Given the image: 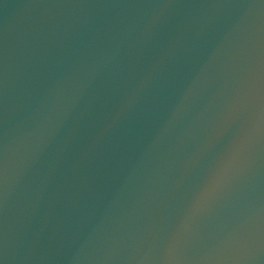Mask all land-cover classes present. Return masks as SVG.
Masks as SVG:
<instances>
[{
	"label": "water",
	"instance_id": "water-1",
	"mask_svg": "<svg viewBox=\"0 0 264 264\" xmlns=\"http://www.w3.org/2000/svg\"><path fill=\"white\" fill-rule=\"evenodd\" d=\"M262 112L264 0H0V264L157 257ZM177 255L264 264V134Z\"/></svg>",
	"mask_w": 264,
	"mask_h": 264
},
{
	"label": "clouds",
	"instance_id": "clouds-1",
	"mask_svg": "<svg viewBox=\"0 0 264 264\" xmlns=\"http://www.w3.org/2000/svg\"><path fill=\"white\" fill-rule=\"evenodd\" d=\"M264 134V112L257 118L251 128L228 146L215 164L209 169L202 185L193 192L191 201L178 225L159 243V255H146L141 264H178V251L184 240L190 235L194 220L203 213L213 199L238 172L243 162L244 153L255 138Z\"/></svg>",
	"mask_w": 264,
	"mask_h": 264
}]
</instances>
